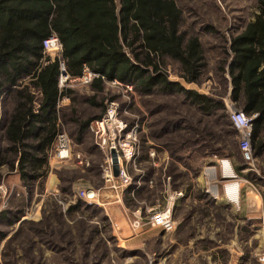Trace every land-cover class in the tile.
<instances>
[{"label": "rangeland", "instance_id": "374dc122", "mask_svg": "<svg viewBox=\"0 0 264 264\" xmlns=\"http://www.w3.org/2000/svg\"><path fill=\"white\" fill-rule=\"evenodd\" d=\"M176 1L185 26L199 31L208 65L198 83L186 82L176 63L168 66L169 78L222 100L225 109L204 114L182 93L142 95L121 81H105L100 93L90 83L68 82L77 100L66 98L65 112L76 108L80 118L102 113L86 102L96 96L104 100L103 115L114 101L123 119L138 124L140 155L136 166H129L132 181L118 197L103 176L105 152L89 131L81 140L70 136V159L51 152L47 178L27 184L1 161L12 159L5 155L2 129L0 215H7L0 218V264H264V207L250 193L264 199V157L243 152L238 130L220 138L223 130H233L227 125L231 112L242 110L220 71L224 45L259 12L257 0ZM75 127L71 122L60 132L70 135ZM235 142L241 153L231 155ZM224 160L231 169H223ZM49 175L54 180L49 182ZM230 184L239 185L236 200L228 194ZM87 189L97 190L98 198L89 201L81 193ZM176 191L183 195L172 201L173 229L154 226L152 214Z\"/></svg>", "mask_w": 264, "mask_h": 264}, {"label": "trees", "instance_id": "16d2710c", "mask_svg": "<svg viewBox=\"0 0 264 264\" xmlns=\"http://www.w3.org/2000/svg\"><path fill=\"white\" fill-rule=\"evenodd\" d=\"M257 8L255 17L223 44L220 71L231 85V100L254 116L252 151L264 157V0H257ZM198 32L185 26L176 0H0V131L7 142L5 155H12L2 156V163L27 184L44 181L64 125L74 122L70 136L81 140L105 112L104 100L96 96L86 101L101 109L96 116L80 118L76 108L69 114L57 107L65 95L77 100L73 89L59 87L61 61L70 78L82 76L86 67L99 74L90 83L98 93L105 80L116 79L133 84L142 95L182 93L204 114L224 110L222 100L169 78L168 66L176 63L186 82L201 80L208 61ZM52 34L63 45L54 58L43 46ZM227 125L234 131L223 130L220 138L236 132L232 121ZM239 153L235 142L231 155Z\"/></svg>", "mask_w": 264, "mask_h": 264}, {"label": "built area", "instance_id": "2783aa9c", "mask_svg": "<svg viewBox=\"0 0 264 264\" xmlns=\"http://www.w3.org/2000/svg\"><path fill=\"white\" fill-rule=\"evenodd\" d=\"M43 46L46 52L53 51L61 54L63 45L61 40L56 34L50 35L44 40ZM61 75L59 79V87L66 88L68 82L76 81L81 85L89 84L93 81L96 74L90 71L87 67L84 70L82 76L72 79L68 73L63 74L66 70L64 63L61 61ZM105 80V77L103 76ZM107 81V80H105ZM112 83H120L114 79ZM66 98H59L58 108L61 106ZM253 117L248 116L243 110L235 109L231 112V120L238 131H240L242 139L240 142L241 149L247 155L252 153V134H253ZM89 131L92 132L97 140L96 144L105 152V161L103 164V176L104 179L109 182L110 187L116 192L119 197V193L124 190L125 187L132 181V177L129 173V166H136L137 159L140 155V145L138 138V124H131L121 117V111L116 102H111L107 108V111L101 118L92 121L89 125ZM73 140L68 133L60 132L55 140L52 152L55 153L54 157L59 160H68L71 158ZM112 150H116L119 163V174L114 175V162L112 157ZM79 164L83 163L84 157L82 154L77 155ZM83 196L89 201H94L98 198L97 190L87 189L81 191ZM181 191H176L170 196L167 206L159 211H155L152 214V224L154 226L161 227L164 230H171L174 227V221L172 219V201L175 197L182 196ZM264 261V255L262 256Z\"/></svg>", "mask_w": 264, "mask_h": 264}, {"label": "crops", "instance_id": "0c3cea01", "mask_svg": "<svg viewBox=\"0 0 264 264\" xmlns=\"http://www.w3.org/2000/svg\"><path fill=\"white\" fill-rule=\"evenodd\" d=\"M70 98L69 96H63V97H61V99L62 98ZM59 101V100H58ZM57 106H58V103H57ZM61 107V106H60ZM59 107V108H60ZM96 120V119H95ZM94 121V120H93ZM255 157H257V156H255ZM259 158H263V157H259ZM224 163H225V166L224 167H227V163H229L227 160H225L224 161ZM224 165V164H223ZM230 165V164H229ZM231 168V165L229 166V168H225V169H230ZM238 168V167H237ZM52 175V174H51ZM51 179H53L54 180V178H52L50 175H49V182H50V180ZM48 182V183H49ZM57 184V179H56V183L54 184V185H56ZM228 187V194H230L231 196H232V198L234 199V200H236V199H238L239 197H238V192H239V185L238 184H230V185H228L227 186ZM250 193L252 194V195H254L255 197H257V198H259V204L262 206V207H264V199L262 198V196H261V198L256 194V193H254V191H253V189H251L250 190ZM112 209L113 208H110V212L114 215V213H113V211H112ZM117 219H119V217H117Z\"/></svg>", "mask_w": 264, "mask_h": 264}, {"label": "water", "instance_id": "95a60500", "mask_svg": "<svg viewBox=\"0 0 264 264\" xmlns=\"http://www.w3.org/2000/svg\"><path fill=\"white\" fill-rule=\"evenodd\" d=\"M63 74H64V75L67 74V71L64 70V71H63ZM111 153H112L113 162H114V166H113L114 175H115V176H118L120 167H119V163H118L117 152H116V150H112Z\"/></svg>", "mask_w": 264, "mask_h": 264}, {"label": "bare ground", "instance_id": "6f19581e", "mask_svg": "<svg viewBox=\"0 0 264 264\" xmlns=\"http://www.w3.org/2000/svg\"><path fill=\"white\" fill-rule=\"evenodd\" d=\"M225 161V160H224ZM224 161H223V163L222 164H224L225 165V163H224ZM229 162V161H228ZM230 163V162H229ZM224 165H223V169H225L226 167H224ZM231 165V164H230ZM231 168H232V166H231ZM230 168V169H231ZM227 170H229V169H227Z\"/></svg>", "mask_w": 264, "mask_h": 264}]
</instances>
